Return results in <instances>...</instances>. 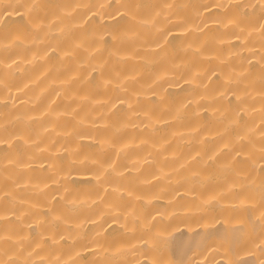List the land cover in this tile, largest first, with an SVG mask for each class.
Returning a JSON list of instances; mask_svg holds the SVG:
<instances>
[{
    "label": "bare ground",
    "instance_id": "obj_1",
    "mask_svg": "<svg viewBox=\"0 0 264 264\" xmlns=\"http://www.w3.org/2000/svg\"><path fill=\"white\" fill-rule=\"evenodd\" d=\"M0 264H264V0H0Z\"/></svg>",
    "mask_w": 264,
    "mask_h": 264
}]
</instances>
